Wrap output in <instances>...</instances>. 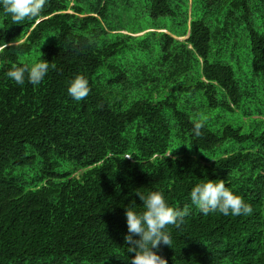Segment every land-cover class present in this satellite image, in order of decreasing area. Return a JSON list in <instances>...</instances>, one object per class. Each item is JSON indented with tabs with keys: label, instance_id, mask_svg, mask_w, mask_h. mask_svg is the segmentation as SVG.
Returning <instances> with one entry per match:
<instances>
[{
	"label": "trees",
	"instance_id": "1",
	"mask_svg": "<svg viewBox=\"0 0 264 264\" xmlns=\"http://www.w3.org/2000/svg\"><path fill=\"white\" fill-rule=\"evenodd\" d=\"M40 59V85L7 78ZM209 180L252 213L201 214ZM151 191L190 209L167 264H264V0H47L21 24L0 7V264H130L125 210Z\"/></svg>",
	"mask_w": 264,
	"mask_h": 264
},
{
	"label": "clouds",
	"instance_id": "2",
	"mask_svg": "<svg viewBox=\"0 0 264 264\" xmlns=\"http://www.w3.org/2000/svg\"><path fill=\"white\" fill-rule=\"evenodd\" d=\"M46 3L47 0H0V7L10 15L12 23L21 24L25 20L40 16ZM49 67L44 59L24 65L13 64L6 76L20 86L25 84L26 77L28 83L38 86L47 76ZM67 92L73 100L83 101L90 92L89 83L83 76L78 75L69 82ZM202 127V123L194 125L196 136L200 135ZM136 194L143 202V211L135 210V205L126 207L125 210L127 234L124 239L126 244L132 245L128 248L129 252L134 253L127 261L130 264H167V260L156 250L161 243L171 246L168 226L182 225L190 214V209L171 207L162 191H151L147 195L140 192ZM190 201L203 215L219 212L225 216H240L253 211L240 195L222 181L197 183L190 190ZM134 236L139 239H134Z\"/></svg>",
	"mask_w": 264,
	"mask_h": 264
},
{
	"label": "rangeland",
	"instance_id": "3",
	"mask_svg": "<svg viewBox=\"0 0 264 264\" xmlns=\"http://www.w3.org/2000/svg\"><path fill=\"white\" fill-rule=\"evenodd\" d=\"M134 18V17H133ZM132 18V19H133ZM139 25H146V24H144V21H143V19H136V20H131L127 25H125L126 26V28H135V27H138ZM124 32V31H123ZM187 36V35H186ZM185 36V37H186ZM184 38V37H183Z\"/></svg>",
	"mask_w": 264,
	"mask_h": 264
},
{
	"label": "water",
	"instance_id": "4",
	"mask_svg": "<svg viewBox=\"0 0 264 264\" xmlns=\"http://www.w3.org/2000/svg\"><path fill=\"white\" fill-rule=\"evenodd\" d=\"M140 34H143V33H139V34H136V35H140ZM185 38H187V36Z\"/></svg>",
	"mask_w": 264,
	"mask_h": 264
}]
</instances>
